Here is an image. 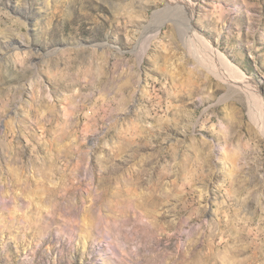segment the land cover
<instances>
[{"label":"rangeland","instance_id":"1","mask_svg":"<svg viewBox=\"0 0 264 264\" xmlns=\"http://www.w3.org/2000/svg\"><path fill=\"white\" fill-rule=\"evenodd\" d=\"M251 104L264 0H0V264H264Z\"/></svg>","mask_w":264,"mask_h":264},{"label":"bare ground","instance_id":"2","mask_svg":"<svg viewBox=\"0 0 264 264\" xmlns=\"http://www.w3.org/2000/svg\"><path fill=\"white\" fill-rule=\"evenodd\" d=\"M188 29H189V28H188ZM190 29H191V28H190ZM192 33H193V32H192ZM195 36H196V35H195ZM197 38H198V36H197ZM199 38H201V36H199ZM199 38H198V39H199ZM17 39H18V38H17ZM199 40H202V39H199ZM15 42H16V41H15ZM201 42H202V41H201ZM18 43H19V42H18ZM202 43H203V42H202ZM22 44H23V43H22ZM18 45H19V44H18ZM205 45L208 46L209 50H210L211 52L214 53V54H213L214 56L217 55V51H216V49H215L214 47H211V44H210V43L207 42ZM20 46H21V45H20ZM230 67L232 68L233 66H230ZM222 76H223V75H222ZM252 95H253V94H252ZM254 96H255V95H254ZM254 98H256V97H254ZM257 99H258V98H257ZM255 100H256V99H255ZM255 100H254V101H255ZM257 102H258V101H257ZM251 110H252V112H253V114H254L253 116H262L261 114H264V110H262V112H260V113H261V114H260L259 111L256 109V107H255L254 105L252 106V104H251ZM262 131H264V121H263V125H262Z\"/></svg>","mask_w":264,"mask_h":264}]
</instances>
